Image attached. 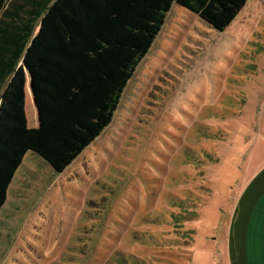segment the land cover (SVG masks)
Segmentation results:
<instances>
[{"label":"rangeland","instance_id":"obj_1","mask_svg":"<svg viewBox=\"0 0 264 264\" xmlns=\"http://www.w3.org/2000/svg\"><path fill=\"white\" fill-rule=\"evenodd\" d=\"M150 2L164 25L111 124L62 174L25 155L0 212V264L248 256L250 218L238 200L264 164V0H211L199 15L174 0H120L106 22Z\"/></svg>","mask_w":264,"mask_h":264},{"label":"trees","instance_id":"obj_2","mask_svg":"<svg viewBox=\"0 0 264 264\" xmlns=\"http://www.w3.org/2000/svg\"><path fill=\"white\" fill-rule=\"evenodd\" d=\"M0 0V212L26 154L62 174L112 122L162 25L154 2L107 23L120 0ZM211 0H174L199 15ZM38 30V31H37ZM28 71L37 126L22 112Z\"/></svg>","mask_w":264,"mask_h":264},{"label":"crops","instance_id":"obj_3","mask_svg":"<svg viewBox=\"0 0 264 264\" xmlns=\"http://www.w3.org/2000/svg\"><path fill=\"white\" fill-rule=\"evenodd\" d=\"M238 205L240 213L250 218L248 231L251 233L248 236V256H232L230 252L231 264H264V164L242 187Z\"/></svg>","mask_w":264,"mask_h":264},{"label":"water","instance_id":"obj_4","mask_svg":"<svg viewBox=\"0 0 264 264\" xmlns=\"http://www.w3.org/2000/svg\"><path fill=\"white\" fill-rule=\"evenodd\" d=\"M30 91H31V90H30ZM31 93H32V92H31ZM31 93H30V94H31ZM31 97H32V94H31ZM32 101H33V99H32ZM33 106L35 107L34 102H33ZM34 107H33V108H34ZM34 109H35V108H34Z\"/></svg>","mask_w":264,"mask_h":264}]
</instances>
